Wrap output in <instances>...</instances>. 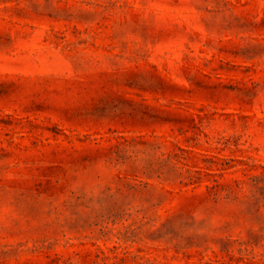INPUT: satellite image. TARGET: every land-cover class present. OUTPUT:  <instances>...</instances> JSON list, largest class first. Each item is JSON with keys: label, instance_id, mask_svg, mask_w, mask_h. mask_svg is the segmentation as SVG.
Masks as SVG:
<instances>
[{"label": "rangeland", "instance_id": "1", "mask_svg": "<svg viewBox=\"0 0 264 264\" xmlns=\"http://www.w3.org/2000/svg\"><path fill=\"white\" fill-rule=\"evenodd\" d=\"M0 264H264V0H0Z\"/></svg>", "mask_w": 264, "mask_h": 264}]
</instances>
